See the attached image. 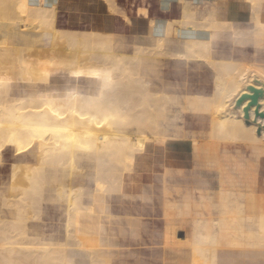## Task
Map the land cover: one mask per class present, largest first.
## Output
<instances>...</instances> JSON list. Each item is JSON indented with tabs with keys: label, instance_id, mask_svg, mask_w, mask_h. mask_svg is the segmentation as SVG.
Segmentation results:
<instances>
[{
	"label": "bare ground",
	"instance_id": "obj_1",
	"mask_svg": "<svg viewBox=\"0 0 264 264\" xmlns=\"http://www.w3.org/2000/svg\"><path fill=\"white\" fill-rule=\"evenodd\" d=\"M178 1L179 19L148 22L153 30L128 53L103 25L97 6L83 30L73 26L78 18L71 10L59 12L43 0H0V30L6 28L0 33V172L6 170V176L0 175V264H73L67 241L92 252L96 233L86 237L78 227H98L105 197L129 190L145 200L153 175L166 196L167 168L178 158L174 148L189 142L184 129L166 123L170 102L190 101L198 136L216 146L262 147L264 155V117L255 116V111L264 114V0H243L247 17H233L228 13L232 3L223 2L228 14L223 19L214 0L208 7ZM106 2L113 14V0ZM63 16L66 25L59 21ZM17 24L21 36L11 32ZM29 36L37 40L28 41ZM189 61L210 68V92L184 90L180 95L153 80L159 75L170 79L166 62ZM129 63L135 66L136 88L128 82ZM58 71L68 84L84 80L94 86L85 90L67 84L55 92L49 88ZM129 86L132 90L125 93ZM248 87L263 94L249 107L246 124L243 108L249 99L235 109L234 104L242 94L252 95ZM4 151H11L7 168L1 165ZM261 157L256 192L264 201L257 177ZM205 163L218 164L211 156ZM62 171L64 180L58 176ZM73 173L83 174L86 182H75ZM52 202L63 205V235L46 242L43 211ZM161 203L152 209L171 225L165 217L168 203ZM263 212L255 215L261 237ZM175 227L184 229L190 243L188 264H217L216 235Z\"/></svg>",
	"mask_w": 264,
	"mask_h": 264
},
{
	"label": "rangeland",
	"instance_id": "obj_2",
	"mask_svg": "<svg viewBox=\"0 0 264 264\" xmlns=\"http://www.w3.org/2000/svg\"><path fill=\"white\" fill-rule=\"evenodd\" d=\"M141 1L144 3L146 2V0ZM113 3L114 4L112 5H114V7H112L114 8V13L112 14L113 9L110 10L111 18H106L110 23L108 24V26L111 28L112 33H114L116 41L119 39H123L127 42H137L135 37L139 35L140 29L147 25L145 20H139L136 17L135 8L139 4V1L113 0ZM119 4L122 6V9L123 11H125V13L119 11ZM174 11H178V5L175 6ZM126 13L127 15H125ZM119 15H122V17H120ZM174 15L172 14L170 16H165L161 18V21H170L171 19L175 18ZM124 16H126L127 19L130 20V23L125 24ZM154 18L156 19V17ZM59 21H61L63 25H66V16L60 17ZM73 21H75L73 25L75 28H80L83 30L86 29L87 23L84 22L80 25L78 23V19ZM152 28L153 27H150V32L151 30H153ZM30 40H32V37H30ZM124 51L128 52V48H125ZM129 65L127 64L130 77L128 82L132 83L129 84L132 88H136L138 86V78L136 76L135 66L130 63ZM208 68L209 67H206L205 64L203 66V64L201 63L195 64L194 62L189 61L188 64H173L166 62V65L163 69L172 81H176L178 83L181 90H187L192 92L204 90L208 93L212 90L213 86L212 74L210 68ZM51 76L52 83L49 89H53L55 92L59 93L63 92L64 86L68 84L66 82V74L58 71L56 73H53ZM68 85H76L79 86V89L85 90H87L88 88H93L94 86V84H92L91 82L84 80H80L76 83L72 82ZM130 86L125 90V93H128L130 90H132ZM21 90L22 89H20V91ZM134 97H137V95H134ZM167 105L168 106L166 110V123L173 125L175 128L184 129L185 136L189 140V142L187 143H182L181 147L177 146L176 148H174V152L177 154V159L180 160V162H187L191 165L196 166H204L206 165L205 158L207 156H211L215 158V160H217L218 164L216 166L220 170V174L224 182L223 184H225V187H228V189H224V191H227L228 193L234 192V194L236 195H253L256 197L262 196V194H257L256 192V173L259 159L262 154V147L256 148V150H251L245 149L244 147L233 148L231 146H216V144H214L213 142L206 140L205 136V138L201 135L198 136V129L195 126V123L193 122L196 121V119L192 120L190 116V107H192L190 101L185 102L184 99H179L178 101L170 102ZM192 130L195 131L193 132ZM192 132H196L195 134L197 135H193ZM10 156L11 151L3 152L1 162L3 168L8 167ZM261 159L262 160L260 166L258 167L257 177L259 186L264 188V155L261 157ZM0 175L1 177L6 176V170L1 171ZM59 175L61 180L63 179V177L66 178V173L64 171L60 172ZM211 175V183L212 186L215 187V179L213 178L215 176V172L213 171ZM76 179L86 182V180L81 176H77ZM207 179V177L201 175V172H199L198 169L188 165L185 166L184 164L172 163L167 168L165 187L166 195L170 203V208L178 210L176 212L178 213L176 216H182L183 211L180 210L181 208H189L190 220L198 224L200 228L209 220L207 214L204 213L205 199L203 198L204 194L202 195L201 190V188L205 186V182ZM146 183L153 186L149 200H141V193L139 191L129 192V190H126L124 194L120 196L112 195L108 199V202L110 204V213L114 217H112L111 220H109L105 224L113 225L119 223H126V221L123 220L125 215L132 216V218L130 217L132 220V222L130 223L144 224L139 228L142 233H139L137 242L135 241L136 238L131 235L130 230H127L126 234L122 237L124 242H118L120 244L119 254L115 258V260L120 263L122 262L124 264H135L132 260L136 258H142L143 262L136 264H156L161 254L159 248L161 247V245L158 243V239L153 236V232L158 231L159 228H153L151 225V223H157L161 221L157 215L158 212H155V209H159L160 203L162 201L161 184L158 180H156L154 175L153 177L148 179ZM126 186H129L128 181H126ZM53 205V210H49L45 205L46 207L43 211L42 225L44 234L45 232H47V230L48 232L52 230L50 228L47 229L48 224H52L54 225V228H56L59 223V215L55 210V203H53ZM170 208L165 217L167 221H170V223H172L173 220H171V218L173 219L174 212L171 213ZM176 216L175 218L178 221V218ZM180 234H183V236L180 237ZM184 235V229L178 230V232H176V237L179 239L184 238ZM185 243V252L181 249H177L176 252L177 254L179 253L178 255L185 256L186 258H188L189 243ZM139 251L140 253L138 254L137 252ZM126 260H128V263H125ZM220 260L223 264H240V261H236V259L233 257H221Z\"/></svg>",
	"mask_w": 264,
	"mask_h": 264
},
{
	"label": "crops",
	"instance_id": "obj_3",
	"mask_svg": "<svg viewBox=\"0 0 264 264\" xmlns=\"http://www.w3.org/2000/svg\"><path fill=\"white\" fill-rule=\"evenodd\" d=\"M34 3H37L38 0H32ZM44 3L48 5H53L56 7L57 11L65 12L67 10H71L73 15H76L78 18V23H87L89 21V14L90 12L96 10L97 12L101 13L103 25L108 26L110 24L106 17L111 18L110 8L111 6L106 5V0H43ZM53 1V2H51ZM139 1V4L135 8L136 17L139 20H145L147 25L140 29L139 35L135 37L136 41H124L123 39H119V41L124 49L128 48V52H131L132 48H134L135 44H141V41L144 37L149 36L150 27L149 25L151 21H158L165 16L174 15L175 18L171 20H177L180 16L181 4L178 0H146V2ZM209 1V2H208ZM217 2V16L219 18H224L228 14L225 13L224 10V3L223 2H231V10L228 13H231L233 17L244 16L247 17L249 12V7L247 3H242L243 0H214ZM55 2V3H54ZM193 3L194 5H198L200 7H208L209 4L213 3V0H186V3ZM196 2V3H195ZM207 2V3H206ZM90 3V4H89ZM237 3V4H236ZM79 4V5H78ZM227 4V3H226ZM230 4V3H228ZM67 5V6H66ZM69 5V6H68ZM72 5V6H71ZM77 5V6H76ZM99 5V6H98ZM120 5V4H119ZM178 5V11L175 12V6ZM205 5V6H204ZM93 6V7H92ZM97 6V7H96ZM86 7V8H85ZM103 9V11H102ZM109 11V12H108ZM119 11L124 12L122 6H119ZM121 14V13H120ZM264 14V10H263ZM127 15V13L125 14ZM122 17V15H119ZM156 17V19L154 18ZM125 18V24L130 23L129 19ZM150 20V21H149ZM149 21V23H148ZM151 24V23H150ZM3 30H0L2 34L5 31V26H3ZM21 28L15 26L11 32L15 33V35H23L21 32ZM241 32V30H238ZM114 35V33H113ZM141 35V36H140ZM32 37V40H30ZM26 38V37H25ZM28 41H35L37 40L33 36H29L26 38ZM42 40H45L43 38ZM125 45V46H124ZM128 46V47H127ZM153 80L157 83H162L168 89H172L177 91L178 94H184V90L180 89V86L176 81H172L171 78H163L159 75L158 78H153ZM33 153H30L27 159L32 158ZM184 164L185 166L195 167L196 169L201 172V175L207 177L208 179L205 182V186L201 188L202 195L204 200V213L207 214L209 220L205 223L201 228L198 224L190 220V209L189 208H181L180 210L183 211L182 216L176 213L178 210H174L170 208L169 201L167 195H163V206L166 205L165 201H168V207L166 209V214L169 211L173 213V222L171 225H166L162 222L160 218V212H158V217L160 218V222L151 223L153 228H159L158 231L153 232V236L158 239V243L161 245L160 257L156 264H188L191 258V250H190V243L184 238H177L176 232L178 230L175 226L189 228L193 233H212L213 235L217 236V253H216V261L217 264H223L220 260L221 257H233L236 261H240V264H264V236H258L257 231H255V215H262L260 214L264 211V201L260 200V197H256L253 195H236L234 192L228 193L227 191H222L224 189H228L225 187L224 182L222 181V176L220 174V170L217 166L206 167L204 166H196L191 165L187 162H180V160L173 159L171 164ZM169 164V165H171ZM218 170V171H217ZM215 172V176L213 177L215 180V187L212 186L211 179L212 173ZM89 173V172H88ZM60 178V175H58ZM81 176L84 178L83 174L73 173L72 177L75 182L83 184L84 181L76 179V177ZM65 178L63 177L62 180ZM51 185H54L53 183ZM49 185V186H51ZM52 194H54V189L52 190ZM147 200H149V195H147ZM54 203V202H52ZM162 204V203H161ZM47 208L49 210H53L54 205ZM46 208V209H47ZM55 210L59 215L58 225L54 228V225L48 224V228L52 229L50 232L43 233V225H41V232L44 241L50 242L52 238H62L63 235V205L60 202H55ZM259 213V214H258ZM264 214V212H263ZM175 216L178 218H175ZM114 217L110 213V204L108 202V198H104L101 212H100V222L98 227L95 229H86L83 227H78L79 234L89 237L92 233H96V247H92V252L89 254L87 249H83L78 246V244L73 240L67 241V256L72 261L73 264H124L120 263L115 260L117 255L119 254V247L120 244L124 242L122 237L126 234L127 230H130L131 235H133L136 239L139 236L141 230L139 228L144 224H137V223H130L132 222V216L125 215L124 221L126 223H119V224H105L111 218ZM119 217V216H116ZM131 217V218H130ZM49 221V220H48ZM170 222V221H169ZM163 223V224H162ZM178 223V225H177ZM173 225V226H172ZM183 230V229H181ZM262 231V230H261ZM78 232V231H77ZM185 232V231H184ZM142 233V232H141ZM122 239V240H121ZM121 240V241H120ZM119 242V243H118ZM179 242V243H176ZM185 242L189 243V257L186 258L185 256H180L177 254V249L186 250ZM183 246V248H182ZM95 250V251H94ZM138 254L140 253L137 252ZM94 254V255H93ZM177 254V255H176ZM185 254V253H184ZM92 256V257H91ZM136 256V255H135ZM94 258V259H93ZM156 258V257H153ZM135 264L142 263V258H136L132 260ZM92 262V263H91ZM125 262V261H124ZM125 263H128L126 260Z\"/></svg>",
	"mask_w": 264,
	"mask_h": 264
},
{
	"label": "water",
	"instance_id": "obj_4",
	"mask_svg": "<svg viewBox=\"0 0 264 264\" xmlns=\"http://www.w3.org/2000/svg\"><path fill=\"white\" fill-rule=\"evenodd\" d=\"M249 90H251L252 95H247V94H242L236 101L234 104V109L238 108L240 106V104L245 100V99H249V103L247 104L246 107L243 108V113H244V120L245 123L248 124V109L251 105H256L257 103V99L262 96L263 91L262 89H254L252 87H248ZM260 116V117H264V114L262 113H257V111H255V116ZM257 133H259V131H257ZM183 236V234H180V237Z\"/></svg>",
	"mask_w": 264,
	"mask_h": 264
}]
</instances>
